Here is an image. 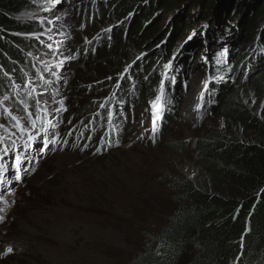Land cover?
<instances>
[{"label":"rangeland","instance_id":"374dc122","mask_svg":"<svg viewBox=\"0 0 264 264\" xmlns=\"http://www.w3.org/2000/svg\"><path fill=\"white\" fill-rule=\"evenodd\" d=\"M29 1L28 8L15 15L32 27L22 33V41L31 43L24 51L30 64L18 63L28 71L20 85L5 69L13 86L0 90V264H130L168 224L180 193L179 179H206L208 168L199 159L197 143L246 134L223 118L229 90L220 95L211 90L220 92L228 83L212 75L209 48L204 47L212 38L206 33L218 5L210 1L207 18L179 40L166 63H156L149 79L141 60L148 61L151 51L166 42L173 32L170 21L176 15L186 19L195 0H168L157 11L158 29L166 35L159 31L156 39L162 38L152 49L149 43L140 47L132 33L133 22L143 26L148 20L139 11L120 25L102 0ZM251 1L254 9L248 6L243 16L262 10L258 8L264 0ZM90 17L88 28L81 25ZM220 21L212 24L216 31ZM263 23L264 15L251 44L246 40L250 31L238 33V45L250 49ZM215 37L223 43L226 36ZM183 40H198V50L204 53L194 57L190 52L185 58L180 54ZM189 65L192 69L183 80ZM257 70L250 71L249 80ZM53 77L57 86L50 90ZM128 79L130 86H125ZM103 101L105 109L99 108ZM159 104L167 105L170 119L152 137ZM37 105L49 114L43 125L33 115ZM192 106L196 112L184 116ZM47 123L53 127L44 130ZM172 145L184 148L174 150ZM3 154L7 168L1 164Z\"/></svg>","mask_w":264,"mask_h":264},{"label":"trees","instance_id":"16d2710c","mask_svg":"<svg viewBox=\"0 0 264 264\" xmlns=\"http://www.w3.org/2000/svg\"><path fill=\"white\" fill-rule=\"evenodd\" d=\"M210 1L195 0L191 11L185 14L186 19L176 15L179 18L170 21L173 32L166 36V42L151 51L153 54L148 61L145 57L141 60L140 67L144 69L146 66L144 71L147 78L151 79L156 63H166L169 53L180 45L179 40L183 39L192 26L201 24L207 18L206 11L209 10ZM214 1L218 5L214 13L218 14L208 23L206 34L212 38L206 40L204 47L209 48L212 75L218 74L220 80L226 79L228 83L221 86L220 92L215 87L211 90L217 91L219 95L221 91L229 90L230 97L224 101L221 109L223 118L230 126L243 130L246 134L220 135L197 143L199 159L208 168L206 179L195 182L179 179L177 187L180 193L175 196V209L168 224L154 238H150L151 245L143 248L130 264H264V23L254 35L250 49L240 47L237 36L244 29L246 32L250 31L246 40L251 44L252 32L258 25L259 18L264 15V2L258 8L262 10L250 17L249 14L243 16L242 13L246 12L248 6L254 9L251 0ZM100 2L106 12H112L119 18L120 25H125L128 19L132 21L138 11L144 18L147 17L146 25L142 26L139 21L133 22L132 33L140 47L149 43L152 49L159 44L162 36L165 37L166 30L161 32L158 29L155 18L158 17L157 11L167 6L168 0ZM255 2L259 3V0ZM29 3V0H0L1 91L2 87L13 86L5 69L12 71L16 83L20 85L28 71V67L24 69L19 64H30L24 51L31 43L22 41V33H28L32 27L16 19L15 15L25 11ZM32 3L36 2L32 0ZM84 6H89V2H85ZM238 6H241V11L235 16ZM88 19L86 22L80 20L81 25L88 28L91 17ZM216 20L221 23L218 31L212 25ZM152 23L155 24L151 25ZM159 33L165 34L157 40ZM217 34L226 36L222 37L223 43L214 39ZM199 43L198 40H191L190 43L183 40L180 54L187 58V53L191 52V56L194 52V57H199L204 53V50H198ZM237 46L239 53L235 55L234 49ZM162 47L165 49L161 50ZM145 62L151 63L150 66ZM190 67L191 65L182 72L183 80L192 69ZM255 68L258 70L249 80V73ZM30 69L33 70L32 67ZM176 72L179 75L178 70ZM130 82L128 79L125 86H130ZM234 84H237L236 88H232ZM166 86L169 87L168 80ZM48 88L53 89L50 84ZM237 91L241 92L238 96L234 93ZM155 93L151 97L154 94L157 96L158 93ZM172 112L175 110L172 109ZM169 119L166 106L156 134L163 131V123ZM172 147L174 150L184 148H177L175 145Z\"/></svg>","mask_w":264,"mask_h":264},{"label":"bare ground","instance_id":"6f19581e","mask_svg":"<svg viewBox=\"0 0 264 264\" xmlns=\"http://www.w3.org/2000/svg\"><path fill=\"white\" fill-rule=\"evenodd\" d=\"M194 109H196V106L194 107V106H192L191 108L189 107V108H186V114H184V116H186V117H188L189 115H192L194 112H196V111H194ZM187 112H188V114H187ZM94 120V119H93ZM96 127V126H95ZM41 133H43V131L41 130ZM80 137V136H79ZM78 138V137H77ZM0 154H1V152H0ZM6 154H3V160L4 161H1V164H3L4 166H5V163H6ZM5 162V163H4ZM6 167V166H5ZM7 168V167H6ZM59 228V227H58Z\"/></svg>","mask_w":264,"mask_h":264},{"label":"snow or ice","instance_id":"6c2138e0","mask_svg":"<svg viewBox=\"0 0 264 264\" xmlns=\"http://www.w3.org/2000/svg\"><path fill=\"white\" fill-rule=\"evenodd\" d=\"M7 251L11 252V251H12V249H11V248H8V250H7Z\"/></svg>","mask_w":264,"mask_h":264}]
</instances>
